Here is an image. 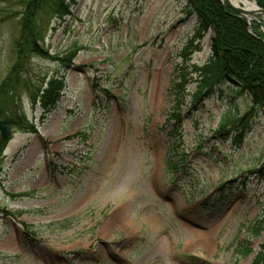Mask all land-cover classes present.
<instances>
[{"label": "rangeland", "instance_id": "1", "mask_svg": "<svg viewBox=\"0 0 264 264\" xmlns=\"http://www.w3.org/2000/svg\"><path fill=\"white\" fill-rule=\"evenodd\" d=\"M64 1L68 15L48 2L31 20L43 55L22 64L23 4L0 3V264H250L264 242V114L236 146L250 104L221 86L166 125L178 53L196 37L184 0ZM210 37L191 64L209 59ZM72 49L65 70L57 58ZM57 74L64 89L41 121L37 96ZM13 111L33 130L5 124ZM163 127L186 171L173 169Z\"/></svg>", "mask_w": 264, "mask_h": 264}, {"label": "trees", "instance_id": "2", "mask_svg": "<svg viewBox=\"0 0 264 264\" xmlns=\"http://www.w3.org/2000/svg\"><path fill=\"white\" fill-rule=\"evenodd\" d=\"M18 2L23 4V13L19 38L15 41L14 49L17 52L18 61L22 64L32 53L43 55L36 45L38 42L37 32L31 24V20L35 18L41 8L49 2L59 19L68 15L69 11L68 4L64 0H0V3L9 6L18 5ZM184 2L187 15L195 18L194 33L197 41L194 42L195 38L187 40L178 53L179 62L174 66L166 92L168 109L165 113V123L176 129L182 123L183 109L193 114L216 88L232 87L239 93H243L250 104L248 110L232 126L233 131L237 132L233 143L240 146L257 112L264 114V34L259 31L261 25L259 23L248 25L244 18L223 7L220 0H184ZM255 2L259 8L264 9V0H255ZM4 17L7 18V14L3 13L2 15L0 12V21ZM207 32L211 33L209 59L201 66L191 64L190 57L193 52L198 50L199 40ZM72 50L69 51L68 57L57 58L65 70L69 68L71 60L76 56V51ZM63 89L64 77L62 74L51 76L44 82V88L39 91L40 94L36 101L42 111L41 121L54 108ZM10 95L13 96V93ZM15 112L13 111L11 114V121L5 124L14 126L19 131H32L33 126L24 115ZM224 126L225 121L220 123V131ZM162 130L166 136L167 150L176 160L173 169L186 171L184 165L186 158L180 160L174 149L176 146L174 145L173 131L166 127H163ZM227 132L229 131H226L225 134ZM4 138L6 137H2L0 134L1 144L5 143ZM234 182L235 180H229L222 185L226 192L227 189H231L230 184ZM210 200L215 205H220L223 202L217 196H209L207 201ZM262 230L263 221H260L251 230V235L259 236ZM250 252L251 250L247 247L242 248L241 251L243 255H248ZM250 264H264V242L259 245L258 252Z\"/></svg>", "mask_w": 264, "mask_h": 264}, {"label": "bare ground", "instance_id": "3", "mask_svg": "<svg viewBox=\"0 0 264 264\" xmlns=\"http://www.w3.org/2000/svg\"><path fill=\"white\" fill-rule=\"evenodd\" d=\"M229 2L232 6L236 8H242L246 11L247 17L250 19L260 18L264 20V15L257 12L256 5L251 0H223Z\"/></svg>", "mask_w": 264, "mask_h": 264}, {"label": "water", "instance_id": "4", "mask_svg": "<svg viewBox=\"0 0 264 264\" xmlns=\"http://www.w3.org/2000/svg\"><path fill=\"white\" fill-rule=\"evenodd\" d=\"M253 2L256 5L254 0H253ZM220 3L222 4L223 7L233 11L239 17H242V18L246 19L248 22L251 21V19L247 17L248 13L246 11H244L242 8H236V7L232 6L229 2L223 1V0H220ZM256 9H257L258 13L264 15V9L258 8L257 6H256ZM0 134L2 136H6L5 127L3 125H1V124H0Z\"/></svg>", "mask_w": 264, "mask_h": 264}]
</instances>
